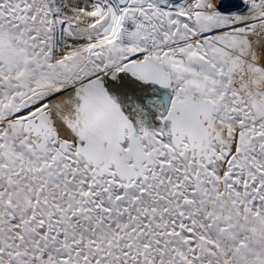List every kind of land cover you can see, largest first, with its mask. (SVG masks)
Returning a JSON list of instances; mask_svg holds the SVG:
<instances>
[{
	"label": "snow or ice",
	"instance_id": "snow-or-ice-1",
	"mask_svg": "<svg viewBox=\"0 0 264 264\" xmlns=\"http://www.w3.org/2000/svg\"><path fill=\"white\" fill-rule=\"evenodd\" d=\"M0 264H264V0H0Z\"/></svg>",
	"mask_w": 264,
	"mask_h": 264
}]
</instances>
